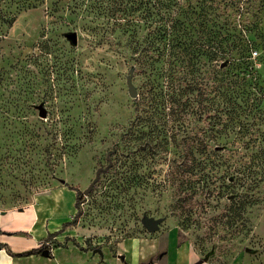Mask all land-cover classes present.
I'll return each mask as SVG.
<instances>
[{"label":"rangeland","instance_id":"1","mask_svg":"<svg viewBox=\"0 0 264 264\" xmlns=\"http://www.w3.org/2000/svg\"><path fill=\"white\" fill-rule=\"evenodd\" d=\"M100 1L0 0V209L29 208L49 193L56 201L51 225L64 228L78 213L80 191L82 215L57 245L113 249L151 234L142 225L148 217L163 220V235L174 230L178 243L201 260L264 264V142L253 150L242 147V156L256 158V184H204L185 174L187 168L198 173L196 155L219 165L208 173L220 177L229 154L224 148L195 152L184 167L174 140L163 144L144 135L151 124L142 121L138 104L147 75L139 71L127 36L112 35L107 18L97 16L99 4L121 0ZM123 5L145 8L141 0ZM72 33L77 45L67 37ZM245 35L264 85V51L254 46V32ZM131 71L136 99L127 86ZM198 127L208 128L206 122Z\"/></svg>","mask_w":264,"mask_h":264},{"label":"trees","instance_id":"2","mask_svg":"<svg viewBox=\"0 0 264 264\" xmlns=\"http://www.w3.org/2000/svg\"><path fill=\"white\" fill-rule=\"evenodd\" d=\"M141 1L145 8H130L121 0L99 4L96 12L107 18L112 35L127 36L139 71L147 75L146 94L138 104L142 121L151 124L144 135L151 141L160 138L163 144L174 140L183 151L184 167L195 152L227 150L229 158L221 165L220 177L208 173L219 165L194 155L198 173H191L190 168L184 171L190 178L204 184L223 179L256 184V158L242 156V147L253 150L264 142L260 132L264 129V85L245 34L254 32V46L264 51V0H245L243 8L242 0ZM261 61L264 66V57ZM202 122L207 123L205 130L198 127ZM216 129L222 132L220 137L204 135ZM219 141L225 142L222 147ZM82 203L78 191V213L63 230L77 224ZM48 242L17 256L41 254Z\"/></svg>","mask_w":264,"mask_h":264},{"label":"crops","instance_id":"3","mask_svg":"<svg viewBox=\"0 0 264 264\" xmlns=\"http://www.w3.org/2000/svg\"><path fill=\"white\" fill-rule=\"evenodd\" d=\"M54 203L53 197L44 194L22 212L20 209H0V244L6 246L0 247V264H196L201 260L195 252L178 243L174 230L163 235L161 227L154 234L127 239L113 249L88 250L74 245H57L67 235L61 223L51 225L53 209H56ZM74 217L73 214L71 219ZM57 233L53 237L56 242H51L50 236ZM47 240L51 242L46 243L50 257L42 254L17 256L41 249Z\"/></svg>","mask_w":264,"mask_h":264},{"label":"water","instance_id":"4","mask_svg":"<svg viewBox=\"0 0 264 264\" xmlns=\"http://www.w3.org/2000/svg\"><path fill=\"white\" fill-rule=\"evenodd\" d=\"M67 37L74 45H77V43H78V35L76 33L69 34ZM132 76H133V72L131 71L130 76L127 78V86H128V90H129L130 96L133 97L134 99H136L138 97V92H137V89L135 88V86L133 85ZM39 111H40V117L41 118H46L47 117V112H46V110H45V108L43 106L39 107ZM145 149H147V145L142 147V150H145ZM108 161H109V164H111L110 158H108ZM108 168L109 167L100 168L97 171L96 179L90 185V187L86 191H84V195H87L93 189L95 184L99 181L101 173L106 172L108 170ZM62 183L65 184V181H62ZM47 194H49V193H47ZM23 210L24 209H20L21 212ZM162 221L163 220H161V219H154V218L145 217L143 219V221H142V225H143V227L146 229V231L148 233L152 234V233H155V232L160 230V225L162 224ZM98 252L102 253L100 250H98ZM42 255L44 257H50V250L43 251ZM207 261H208V259L206 258V259L200 260L196 264H203L204 262H207Z\"/></svg>","mask_w":264,"mask_h":264},{"label":"flooded vegetation","instance_id":"5","mask_svg":"<svg viewBox=\"0 0 264 264\" xmlns=\"http://www.w3.org/2000/svg\"><path fill=\"white\" fill-rule=\"evenodd\" d=\"M73 219H74V218H73ZM68 228H69V227H68ZM55 239H56V238H52L51 242H52V241H55ZM51 242H49V243H51ZM42 247H43V246H42ZM45 250H49V247H48V246L45 247V248L43 249V251H45ZM43 251H42V252H43ZM41 254H42V253H41Z\"/></svg>","mask_w":264,"mask_h":264}]
</instances>
